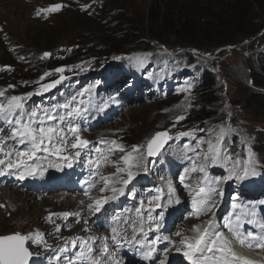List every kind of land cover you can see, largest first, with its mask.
Instances as JSON below:
<instances>
[{
  "label": "rangeland",
  "instance_id": "rangeland-1",
  "mask_svg": "<svg viewBox=\"0 0 264 264\" xmlns=\"http://www.w3.org/2000/svg\"><path fill=\"white\" fill-rule=\"evenodd\" d=\"M39 1L0 0V24L4 28L3 31L0 30V88L2 89L0 91L4 93L0 97L2 99L11 97L8 90H13L14 96L25 97V119L28 113L41 105L43 110L52 116L63 108L62 117H67L70 123L74 118L67 113L80 107L83 114L77 116L79 119H75L74 124H80L81 121L84 123L92 115L93 110L95 111L93 115L97 116L101 109H109L113 101L120 104L111 108L113 110L116 107L119 112L115 111L102 120L113 130V138H116V143L121 145L125 152L117 151L116 159L109 163L105 162L109 167L106 171L102 170L104 176H113L116 172L113 162L119 161L122 155L131 152L133 146H139L138 142L142 141L148 132L151 131L149 133L151 134L152 130L157 128L152 135L146 137L140 147L141 152L145 154L148 170L147 172L142 169L137 170L139 174L128 185L135 196L132 194L133 199L127 200L124 204L127 198L124 195L123 204H130L126 207L127 211L135 209L138 199L151 198L157 194L156 189L163 190L166 183L176 179L171 184L175 189V196L176 194L179 196L178 201L182 198L184 203L177 205L181 206L180 208L171 209V205H174L172 200V203L168 202L166 210L169 219L177 225L186 221L187 216L196 209V206L190 202L191 198L201 187L206 186L201 179L202 174L192 171L193 161L197 166L201 163L197 153L202 158L207 151V141L212 140L215 143L220 127L230 126L234 131L224 138L222 142L224 149L232 155L234 160L243 163L247 160L248 149L251 147L256 158L257 175L245 178L244 185L240 186L239 179L235 177L227 179L229 174L225 167L219 164L208 165L209 180L220 181L219 185H212L215 189L212 192L213 201L221 212L214 226L228 227L229 222H235L236 217L239 216L240 230H243L247 224L249 228L247 233L255 234L250 230H260L264 227V112L260 109H250L248 102L255 92L264 93V86L256 85L253 79L254 72L264 71V0H233L232 5L223 10H220L216 2L206 7L205 1L208 0H195L201 7L204 6L201 14L192 16L189 26L176 28L174 26H178L177 20L171 21L165 27L156 19L163 8L164 0H94L90 8L85 5L74 6V9L61 0H52L47 9L55 3L62 7L57 11H50L52 19L45 23L33 18V9L40 8L34 3ZM235 8L242 13L237 19L232 14V9ZM225 12L230 18L217 30L214 24L221 18L220 14ZM151 17H154V23H151ZM235 19H244V22L232 28L230 26ZM200 23L203 24V28L198 29L197 25ZM122 28H135L141 31V35H146L135 42H130L119 34ZM186 32H189L190 38L184 37ZM152 34L158 37L148 40V35ZM18 46H21L20 50ZM45 53L50 55L45 56ZM155 53L171 54L174 58L180 59L152 62L150 58ZM199 65L201 69L212 71L215 78L217 98L212 102L205 103L201 98L200 91L203 83L198 79L195 71ZM59 68L65 69L63 73L56 71ZM121 72V77L116 79V75ZM157 73H160V83L154 86L152 76ZM128 74L129 80L125 81ZM61 75L65 79L59 84L48 91L41 90L43 85L50 84ZM80 79L84 81H81L83 83L80 93L83 97L69 101L71 88L75 89L72 86L78 85ZM117 85L118 88H116ZM85 86L87 89L84 88ZM93 89L96 92H90ZM100 97L101 99L96 102ZM130 99L133 101L130 102L131 108H136L131 111L125 109L121 114L123 101ZM86 101L89 102L88 112L84 104ZM64 105L71 107L65 108ZM172 106H177V111L172 116L162 114V110ZM204 109L209 113L208 116L203 115ZM119 115L120 117L116 118ZM180 116L184 119L178 120ZM96 118L97 122L91 128L92 133L85 134L83 138L100 143L103 132L97 128V124L101 117ZM38 119L43 120V124L48 120L43 116V111ZM238 125L243 129L242 131ZM5 127L12 132L13 125L0 117V138L5 132H9L4 129ZM159 130H168L172 139L157 157L151 159L147 156L146 147L151 137ZM188 130L195 134L186 136L182 140L181 148L191 151L189 161L182 168H174L169 161L173 141L180 136V133ZM106 135L108 137L110 133L107 132ZM198 137L200 138L199 150L193 148ZM201 138H203V144H201ZM106 147L109 149L110 145H106L103 151H99L100 156L102 153L106 155L108 152ZM96 148L99 149V146ZM40 152L42 154H37L29 164V168L39 164L42 169H46V171L37 172L38 179L35 178L37 180L44 179L47 173H49L47 175H53L54 169L57 171L61 169L60 166H50V164L59 165L57 159L60 157ZM110 157L111 155L107 157V161ZM229 165L231 167V163ZM120 166L123 167V164L121 163ZM22 169H25V166L24 168L22 166ZM11 170L13 168L7 173L9 177L12 176ZM23 174L27 184L31 180V175ZM20 175L19 179L10 182L11 186L8 187L3 182H0V186L8 188L10 194L11 190H17V187H20L17 186L18 183H22ZM72 179L73 177H69L66 181ZM115 179L116 177L113 176V180ZM73 180L75 182L72 181L68 185L82 186L84 184L83 178ZM185 184L189 185V188H185ZM113 186L121 185L115 183ZM59 188L63 189V192L67 190L62 193L69 195L68 186L61 185ZM30 189L32 188L20 187L18 190L25 192ZM55 190L58 191V189ZM13 192L11 194L15 198L17 193ZM220 192L223 194L219 195ZM129 193L128 190L127 194ZM91 194L90 191L87 195L88 204L96 200L90 198ZM26 195V199L17 201L23 206L22 209L19 208L16 215H9L10 211L6 210L0 216V232H2L0 236L15 233L30 236L33 234V229H36L31 227L33 222L39 225L37 231L44 232L40 226L42 221L39 215L46 212L44 206L51 202L43 206L44 200L38 198L37 202L32 195L27 193ZM3 197L1 195L0 200ZM119 200L120 197L116 201ZM87 205H79L77 210H69L64 205H59L58 208H55L56 205L53 207L57 209L56 211H70L74 214L72 217L61 219L60 226L63 228L59 236L62 239L60 241H77L86 235L96 233L97 226L108 225L111 222L108 215V217L103 215L100 223L92 221L91 217L99 215L101 210L90 211ZM253 213H255L254 216ZM224 216L226 221L220 219ZM87 218L89 220L85 223L84 219ZM251 220H255V223H250ZM186 222L189 226L188 221ZM166 223L165 220L164 224ZM81 225L86 228V232L80 231ZM100 228L106 230L103 226ZM46 230L45 237L49 236V227L46 226ZM186 231L183 233L180 230L181 240L185 239ZM231 238L235 239L232 236ZM30 244L31 240L27 241L26 247L32 253ZM111 251L114 252L112 248ZM121 257L126 262L137 259V255L132 251H128L125 255L121 254ZM31 263L35 262L31 261Z\"/></svg>",
  "mask_w": 264,
  "mask_h": 264
},
{
  "label": "bare ground",
  "instance_id": "bare-ground-1",
  "mask_svg": "<svg viewBox=\"0 0 264 264\" xmlns=\"http://www.w3.org/2000/svg\"><path fill=\"white\" fill-rule=\"evenodd\" d=\"M51 1L52 0H40L38 3H34V4L38 5L40 8L36 9V10H35V8L33 9V18H35L36 20H39L40 22H43V23L50 21L52 19L50 11L49 12H47V11L46 12H40V10L41 9H47V6ZM61 1H63L65 4L72 6L73 7L72 9H74V6L80 7V6H85V5L90 8V6H92L94 0H61ZM37 12H40V14L37 15ZM30 18H32V17H30ZM0 30L1 31L4 30V28L1 24H0ZM32 45H34V44H32ZM18 49L20 50L21 46H18ZM150 59H151V61H154V60H170V61H173L174 57L169 55V54L158 55L157 53H155ZM196 69H197V67H196ZM121 75H122V72H121V74L117 75L116 79L121 77ZM152 77L153 78L159 77V73L154 74ZM58 79H60V77L57 78L56 80H58ZM127 80H129V74L126 75V77H125V81H127ZM81 81H83V80L80 79L78 81V85L74 84L72 86L75 89L71 88L69 101H73V100H76L77 98L83 97L82 94H80V93L82 92V89H81L82 85L81 84L84 81L83 82H81ZM134 85H135V83H134ZM87 86H85L84 88L87 89L86 88ZM90 92H96V90L93 89ZM0 99H2V98L0 97ZM100 99H101V97L98 98V100L96 102H98ZM69 101L67 103H69ZM2 102L6 103L7 99L6 98L2 99ZM130 102H133L132 99L127 100V101H123V103H122L123 107H122V110L120 112L121 114L123 113V111L125 109L131 111L133 108H136L133 106H132L133 108H131ZM134 102L136 103L137 100ZM84 104L87 107L86 111L88 112L90 109L89 108V102L86 101ZM110 104L111 105H110L109 109H101L98 112L97 116L93 115V113L95 112L93 110L92 115L89 116L84 123H82V121H81L80 124H74L73 123L75 119H79L76 115L70 116V117L74 118V120H72L70 123L68 122L67 117L64 118V120L62 121L61 117L63 115L64 109L61 108L60 112L54 116L55 119L47 120V122L44 124V126L50 125V126H57V127L65 129L66 145H65V150L62 153V156L70 157L69 161H64L61 157L59 159H57V161H59V166L61 167L60 171H57V169H54V170H52L53 175H47V174H49V173H47L46 176H44V179L37 180L38 179L37 173H34L33 175L30 176L31 180L28 181L27 184H25V181H26L25 178L21 179L22 183L25 184V188H32L30 190H25V192H23V191L19 192L18 189L17 190L14 189V190H11L10 194H9L8 188H5V187L0 188V196L1 195H2V197L5 196L2 198V200H0V208H2V209H0V216L3 215V212L6 210L10 211V212H8L9 215H13V214L16 215L19 208L22 209L21 207L23 206V205L22 206L19 205V204H21V202L17 203V201L21 200L22 198L26 199L27 198L26 193L35 197L36 201L38 198L41 200H44L42 202V205L43 204L45 205V203H48V202L52 203V204L50 203L47 206L43 205L44 211L46 210V212L45 213L42 212L39 215V218L41 217V221H42L40 226H41V228H43V231H44L43 233L42 232L41 233L43 234V238L46 241L47 245H50V247H45L43 244L38 245L34 241L31 240V244L29 245V247L33 253V258L31 261H34L35 262L34 264H87V261H80L78 259L79 249L81 247L82 241L83 240H89V242L92 244L94 255L101 256L103 238L109 237L108 243H109V250L110 251H109L108 255L102 257V264H160L161 260H164L165 264H192L191 260L188 261V258L185 255H183L182 252L179 250L183 245L181 243L182 240L179 237L180 235H177V233H179L180 230L184 233V231H186V226H187V231L185 233L186 237H189V238L195 237L198 234L196 231V226H199L201 230H203L205 227H209V231L211 233L213 232V230L223 232L228 240L234 241L238 246L243 245L244 247L250 248L251 252H253L257 255L253 258L251 257V259L246 258L245 254H242L239 256L235 255V257H238L239 259L233 258L234 264H244V260L252 261L253 264H264V227L260 228V230L259 229H251L250 230L251 232H255V234L254 233H252V234L254 237L257 238L256 240L251 242V246H249L248 242H245L243 244L240 243L239 239H237L236 236L233 235V233L229 230L228 227H224V226H220V225L214 226V224L216 223V219L218 217H220L221 212H220V210H218V208L216 207L217 204L213 200H212V203L215 204V207L212 208L211 211H205L202 207L199 214H197V211L195 209L190 215L187 216L186 221H188L189 226L186 225L187 224L186 221L177 225L173 222V220L169 219L168 211L166 210V206L168 204V200H167L168 199V191H169L168 186H169V184L173 183V181H176V179H174V180L171 179L172 181L165 184V187L161 192L160 203H161L162 207L156 208V209L152 210L151 212H149V208H148V201L150 200V198L138 199L136 201L137 207H135V209L133 208L129 211L126 210V207L130 204H127V205H124V204L127 202V200L133 199V196H132L133 192H130L129 194H127L128 190L130 189L129 186H127L125 188L124 195H126L127 198L124 201V204H123L124 195H118L116 199H111L110 197H112L113 193L110 190L99 191V190H101L102 187H104V182L100 179L101 176H104V175H102V170L106 171L107 168L109 167V165H107L106 163H109L113 159H116L117 151H115L111 154H109V152H107V153L105 152L106 155H104L102 153V156H100L98 151H94V150H97V148H96L97 146H99V149L102 148V149H100V151H103V147H105L106 145L109 144L110 148L114 147V145H112L110 143H101V142L99 143L97 141H89V140H87V141H89V145L87 148L73 149L71 147V144L74 142L73 134L70 131H68V128H69V125L74 126V127H78L79 128V135L83 138L85 134H87V133L91 134L92 133L91 128L97 122L96 117H98V118L101 117L100 122L97 124V128L103 132V134L101 136V141H108V142L116 141V138H113V135H114L113 130H111L110 127L107 126L108 124H105L102 120V119L108 118L111 115V113L118 111L116 109V107H114L113 110H111V108L114 105L119 106L120 104H116L115 101L111 102ZM128 106H130V107H128ZM37 109L43 110V106L40 105L39 108H37ZM109 110H111V111H109ZM176 111H177V106H172V107L167 108L166 110H162V114L172 116V114L175 113ZM87 112H86V114H87ZM86 114L83 116V119L85 118ZM119 117H120V115L116 118H119ZM82 127H84V128H82ZM238 127L241 131L243 130L240 127V125H238ZM238 127H237V129H238ZM4 129H7L9 132H5L4 136L0 138V146H3V151H0V159L5 160V164L0 165V170H3L6 168L7 162L9 159H11L13 161L16 159L15 153L17 151H25L31 147V144L27 141L25 143L21 144L18 142V140L12 139L11 138L12 132H10V129L8 127H5ZM155 130H152V133ZM107 132L110 133V136H108V137L106 135ZM150 132H148V134H146L144 136L145 138L142 141L138 142L139 146L142 147L146 137H148V135H152V133L149 134ZM187 132L193 133L190 130H188ZM193 134H195V133H193ZM70 138H71V140H70ZM184 138H186V136L180 135V136L176 137L175 140L173 141L174 144H173V148H172L171 153H170L169 161L171 164L174 165V168H182L189 161V155H191V151L188 149L183 150L181 148L182 140ZM199 143H200V138L198 137L196 140V143H194L193 148L199 150L200 149L198 147ZM165 146L166 145L164 144V148H165ZM93 147H94V149H93ZM106 148L108 149V147H106ZM77 151L80 152V155L78 157L75 155V153ZM6 152H11L12 155L10 157L6 158L4 155V153H6ZM37 154H42V153L38 152ZM47 154L49 155V153H47ZM109 155H111V157L105 163V161L103 160V157L104 156L108 157ZM192 156H193V154H192ZM89 159H91L93 161H99L100 162L99 168L97 169L95 167V165L89 166V164H88ZM30 161H27V167H25L26 173L29 169ZM69 163L71 164L70 167L68 166ZM219 165L225 167L227 169L228 174H229L230 165H228L227 167L224 166L223 164H219ZM22 166L24 168V165H21L18 168H13V170H11L12 176H10V177L7 176V173H8V169H7V171L5 172L4 175H0V182L7 184L8 187L11 186L10 182H13L16 179H19L18 173L20 172ZM69 177H73V179L74 178H76V179L83 178L84 184L82 186H79L77 184L76 185L75 184L74 185H68L69 183L74 181L73 179L66 181V179ZM35 178H37V179H35ZM244 182H245L244 179L243 180L239 179V181H238L240 186L241 185L243 186ZM92 184H94L95 186L90 187V185H92ZM38 185H40V186H38ZM61 185L68 186V188L70 189L69 195L67 194L66 196H59L60 194H63L67 191L66 190L63 192V189L59 188V186H61ZM17 186H20V183H18ZM171 186H172V188H174L172 184H171ZM55 189H58V191H56ZM13 191L15 193H17L15 198H13V196L11 194ZM90 191L92 192L91 197H90L91 199H103L104 197H109L107 202L101 208V212L99 213V215L97 214V215L91 217L92 221H97L100 223L102 216L108 215L110 218L109 220L111 222L108 225H106V224L100 225V226H103V228L106 230H103L100 228V226H97V232L96 233L89 234V235H86L82 238H79L76 241V246L73 247L72 241L71 242L60 241L62 239H60L59 236H60V232L63 228L62 226H60V221L62 218L64 219L65 217L62 215H59V214L65 213V211H56L57 209L55 210V209H53V207L56 205L55 208H58L59 205H64L69 210H77V208H78L77 206L88 204V201H87L88 196L87 195ZM197 192H195L194 196L191 198V201H190L191 203H193L194 199L198 198ZM56 194H59V195H56ZM30 195H28V196H30ZM119 197H120V200L116 201ZM178 197L179 196L176 194V196H174L172 198V200L174 201V205H171L172 206L171 209L180 208L181 206L178 207L177 205H182L184 203V201L181 197H180L181 199L179 200V202H176ZM212 197H213V195H212ZM45 199H48V200H45ZM141 202H143L145 205L144 208L142 209L144 222L142 225L140 223H137V232L135 233V235H136V240L144 241V246H141L140 244H137L135 242L132 245L123 244L121 246H118V245L114 244L110 239V237H111V230L110 229L113 226L114 218H116L117 216L120 217L121 227L127 229L126 234H127L128 238L131 239L133 233H132V228L130 227V225H131L132 221L136 219L135 210L140 207ZM173 206H175V207H173ZM114 207H115V211H114ZM68 213H71V212L69 211ZM149 214H151V216H153L156 220L160 219L161 214L163 215V219L160 221L161 227L159 229H156L153 226V227H151V230H150V225L152 224V222L148 220ZM50 216H51V219H49ZM69 217H72V215L68 216L67 218H69ZM126 218H128L129 222H128V224H123L122 221ZM210 219L213 220L212 226L208 225V221ZM220 219L225 220V216L220 218ZM88 220H89L88 218L84 219V222L87 223ZM165 220L167 221L168 224L167 223L164 224ZM37 225H38V223H37ZM37 225L35 222L32 223L31 227L36 228V229H33V232H32L33 234L40 233L39 231H37L39 229V225H38V227H37ZM183 225H184V227H183ZM6 226H8V225H6ZM6 226H3V227H6ZM46 226L49 227V236H47V237H45V235L47 234ZM141 226H143L144 232L138 231L139 227H141ZM57 227H59V231L56 230ZM8 228H10V227H8ZM79 229H80V231L86 232V228L82 225L79 226ZM183 229H184V231H183ZM248 229L249 228L246 224L245 227L243 228V230H240V232L242 234H247ZM5 230L3 232H5ZM0 233H2V232H0ZM231 236L234 237L235 239L231 238ZM158 237L160 239L154 245V251L152 252L151 258L148 260H144L142 258V253L148 251L149 247H152L151 242L154 240H157ZM164 237H167V239H164ZM92 238H94V239H92ZM257 243H259L261 246L258 247ZM110 247L114 250V252L111 251ZM128 251H132L134 254H136L137 259L132 260V261H128V262L124 261L123 258L121 257V254L125 255ZM198 255H201V254H198ZM203 255L211 256L212 253L204 252Z\"/></svg>",
  "mask_w": 264,
  "mask_h": 264
},
{
  "label": "snow or ice",
  "instance_id": "snow-or-ice-1",
  "mask_svg": "<svg viewBox=\"0 0 264 264\" xmlns=\"http://www.w3.org/2000/svg\"><path fill=\"white\" fill-rule=\"evenodd\" d=\"M62 5H54L49 9H41L40 12L46 11H57ZM37 12V15L40 14ZM45 56H49L50 53H45ZM65 69L59 68L56 69L57 72L63 73ZM47 75V73L45 74ZM65 77L63 75L60 76V79L52 81L51 84H46L42 86V91H48L50 88L55 87L59 84ZM191 87V85H189ZM185 90V89H182ZM87 91V90H85ZM4 93L0 91V96H3ZM29 96L32 94H28ZM24 99L22 96H11L7 98V102H0V117L6 120L9 124L13 125L12 128V139L18 140L19 143L23 144L26 141L31 144V147L25 151H17L15 153L16 159L13 161L11 159L8 160L7 166L5 169L0 170V175H4L7 169L18 168L21 165L27 167V161L33 160L37 153L43 151L45 153H49L52 156L61 157L64 161H69L70 157L62 156L63 151L65 150V129L57 126H44L43 120H38V116L43 111V116L48 120L55 119L54 116L50 115L47 111L34 109L30 113L27 114V119H25V110H24ZM65 108H70V105H64ZM83 114V110L80 107H76L68 112L69 116H79ZM63 117L61 120L63 121ZM184 119L183 116L178 117V120ZM68 131L73 134L74 142L71 144V147L74 149H84L89 145V141L83 139L79 135V128L69 125ZM234 131L230 126H221L219 132L216 134L215 143L212 140L207 141V151L200 157V154L197 153V157L201 159L200 165H196L195 161H193L192 171H198L202 174L201 179L205 183V187H201L197 192V199L193 200V204L196 206L197 214H199L201 208L205 211H211L212 208L215 207V204L212 203L213 197L212 192L215 189L212 185H219V180H209L208 177V165H216L223 164L224 166H228L231 163V167H229V175L227 179H232L235 177L236 179H245L250 176L257 175L256 170V158L253 153L251 147L248 149V158L246 161L241 163L240 161L234 160L232 155L228 153L222 144L224 138L230 133ZM183 136L192 135L190 132L180 133ZM172 139L171 136L165 132H157L154 137L147 144V156L155 157L159 154L160 150L167 143L168 140ZM101 143H110L114 145V147L109 148V154L120 151L122 153L125 152V149L116 143V141H101ZM203 138H201V144H203ZM141 146H133L131 152H127L120 157L119 161H114V165L116 166V172L113 174L116 177L113 180V176H101L100 179L104 182V187L101 188V191L110 190L113 195L110 197L111 199H116L118 195H124L125 188L131 183V181L139 174L137 170L142 169L147 172V165L145 163V154L140 151ZM199 147V146H198ZM0 151H3V146H0ZM99 152L100 149H97ZM5 157H10L12 155L11 152L4 153ZM75 155L78 157L80 152L77 151ZM103 160L107 162V156L103 157ZM121 163L123 167H121ZM5 160L0 159V165H4ZM89 166L95 165L98 169L100 162L93 161L91 159L88 160ZM51 167H59L58 164H50ZM70 167L71 164L69 163ZM39 171H46V169H42L39 164L35 167L29 168L27 171L28 175H33ZM126 177V178H125ZM20 179H24V174L20 175ZM115 183H119L122 185L121 187L113 186ZM92 184L90 187H94ZM185 188H189V185L185 184ZM168 202L172 203V198L175 196V189L172 188L171 184L168 186ZM131 192L132 190L129 189ZM161 189H156V195L152 196L148 201L149 212L154 210L155 208H161L162 205L160 203L161 200ZM222 195L223 193H218ZM135 196V193H133ZM109 197H104L103 199L93 200L92 203L88 204L87 207L90 211L99 212L103 205L107 202ZM178 201V198L176 200ZM144 203L141 202L140 207L135 210L136 219L132 221L130 227L132 228V237L131 239L127 236V229L121 227L120 217L117 216L114 218L113 226L111 227V241L121 246L123 244L132 245L134 242L144 246V241L136 240L135 233L137 232V223L143 224V212ZM59 215L67 218L70 215H74L73 213H61ZM253 216L255 213L252 214ZM51 219V216L49 217ZM163 219V215H160V219L156 220L151 214L148 215V220L152 222L151 227H155L159 229L161 227L160 221ZM128 218L122 221L123 224H128ZM250 223H255V220L249 221ZM208 225H213V220L208 221ZM240 217L237 216L235 222L230 221L228 224L229 230L239 239L240 243L248 242L249 246H251V242L256 240L257 238L253 236L252 233L242 234L240 232ZM59 231V227L56 229ZM139 232H144L143 226L139 227ZM197 235L195 237H186L181 241L184 246V255L191 260L192 264H234V259H239L235 257L231 247L230 241L227 239L223 232L215 231L210 234L209 227H205L203 230L200 229L199 226H196ZM180 235V233H177ZM94 239V238H92ZM160 238L151 242L152 247H149V250L142 253V258L144 260H148L151 258L152 252L154 251V245L158 242ZM167 239V237H164ZM32 240L36 244H43L45 247H50L47 245L46 241L43 238V234L35 233L30 236L22 235L20 233H15L7 236H0V264H29V260L32 256V253L29 251V248L26 247V242ZM109 237L103 238L102 244V253L101 256L94 255L92 244L89 240H83L81 247L79 249L78 259L80 261H87V264H102V257L109 254ZM73 247L76 246V241H72ZM257 246H261L257 243ZM204 252L212 253L211 256L203 255ZM201 254V255H198ZM166 255V254H165ZM160 264H165L164 260L160 261ZM244 264H253L252 261L244 260Z\"/></svg>",
  "mask_w": 264,
  "mask_h": 264
},
{
  "label": "trees",
  "instance_id": "trees-1",
  "mask_svg": "<svg viewBox=\"0 0 264 264\" xmlns=\"http://www.w3.org/2000/svg\"><path fill=\"white\" fill-rule=\"evenodd\" d=\"M233 0H208L205 1V6H210L213 2H216L218 6L220 7V10H223L225 7H230L232 5ZM230 2V5L228 3ZM227 4V5H226ZM163 8H161V12L156 16V19L161 21L162 25L165 27L170 23L171 21L178 22V26H174V28L179 26H189L192 21V16L196 14H201L202 8L204 6H200L199 3L195 0L189 1V0H164L163 2ZM232 14L234 15V18H238L240 16L241 11H236L235 9H232ZM235 13V14H234ZM227 13L220 14L221 18L214 24L216 26V29H220L221 26L225 25L226 22L230 17H227ZM231 14V15H232ZM151 16H153L151 14ZM234 20L233 25L230 26L232 28L242 24L244 22V19L241 20ZM151 23H154V17H151ZM203 28V24H198L197 28ZM120 35H122L125 40H128L130 42H135L137 39L142 38L146 34L141 35V31L137 30L135 28L129 29V28H122L119 32ZM149 39H156L158 36L156 35H148ZM184 37L190 38L189 32H186L184 34ZM264 59V58H263ZM264 64V62H263ZM264 67V66H263ZM200 71L199 78L202 79V89H201V98L205 101V103L212 102L213 100H216V94L217 89L215 87V78L213 76L212 71L202 68L200 66H197L196 71ZM253 79L256 85L258 86H264V71L262 73L254 72ZM249 102V108L250 109H260V111L264 112V93L255 92L251 95V97L248 100ZM203 115L208 116L209 113L204 109ZM264 132V131H263ZM264 134V133H263Z\"/></svg>",
  "mask_w": 264,
  "mask_h": 264
},
{
  "label": "water",
  "instance_id": "water-1",
  "mask_svg": "<svg viewBox=\"0 0 264 264\" xmlns=\"http://www.w3.org/2000/svg\"><path fill=\"white\" fill-rule=\"evenodd\" d=\"M165 131L169 134L168 130H159V131H157V132H165ZM157 132H156V133H157ZM156 133H155V134H156ZM155 134H154L152 137H154ZM151 139H152V138H151ZM167 142H168V141H167ZM166 144H167V143H165V145H166ZM163 148H164V146L162 147V149H163ZM162 149H161V150H162ZM161 150H160V152H161ZM160 152H159V153H160ZM157 156H158V155H157ZM149 157L152 159V158H155L156 156H155V157L149 156Z\"/></svg>",
  "mask_w": 264,
  "mask_h": 264
},
{
  "label": "clouds",
  "instance_id": "clouds-1",
  "mask_svg": "<svg viewBox=\"0 0 264 264\" xmlns=\"http://www.w3.org/2000/svg\"><path fill=\"white\" fill-rule=\"evenodd\" d=\"M55 4H58V3H55ZM55 4H54V5H55Z\"/></svg>",
  "mask_w": 264,
  "mask_h": 264
}]
</instances>
